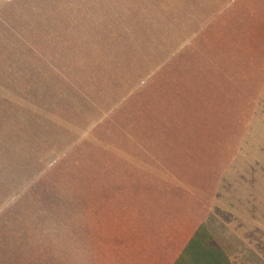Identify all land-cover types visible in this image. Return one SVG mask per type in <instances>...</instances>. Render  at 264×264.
Listing matches in <instances>:
<instances>
[{
  "label": "rangeland",
  "instance_id": "obj_1",
  "mask_svg": "<svg viewBox=\"0 0 264 264\" xmlns=\"http://www.w3.org/2000/svg\"><path fill=\"white\" fill-rule=\"evenodd\" d=\"M219 4L0 0V264L131 263L148 204L143 184L150 182L137 178L139 165L126 163L127 154L139 156L136 150L117 149L116 141L130 137L127 125L138 122L131 94L152 73L139 68L149 58L148 30L158 36L156 46L166 24L173 30L206 26ZM206 59L210 64L212 54ZM189 72L170 74L187 81ZM159 74L162 84L154 87L164 88L166 74ZM195 76L185 91L201 88ZM233 101V114L206 118L219 130L211 133L206 125L197 138L211 136L220 147L201 145L202 153L218 152L198 158L197 171L209 177L218 157L236 152L216 202L223 212H214L211 221L237 255L235 264H264V97L247 110L245 97ZM141 108L147 115L139 126L155 114L146 101ZM154 118L181 123L177 116ZM120 150L127 153L122 157Z\"/></svg>",
  "mask_w": 264,
  "mask_h": 264
},
{
  "label": "crops",
  "instance_id": "obj_2",
  "mask_svg": "<svg viewBox=\"0 0 264 264\" xmlns=\"http://www.w3.org/2000/svg\"><path fill=\"white\" fill-rule=\"evenodd\" d=\"M219 1L217 7L220 8L215 12L218 16L211 23L205 18L206 26L201 27L199 22L194 27L190 23L188 27L180 25L175 32L166 24L156 46L153 40L158 36L148 30L149 58L139 68L149 69L142 71L144 73H152L140 81V90L131 94L137 121L147 115L141 108L146 101L150 115L155 111L154 116L159 113L165 119L170 117V121L177 116L181 123H157L154 116L140 126L133 121L126 128L130 137L116 141L117 149L136 150L139 156L127 154L125 159L131 161L126 163L139 165L142 175L137 178L150 182L143 184L148 186L144 189L148 204L143 205L140 244L136 245L133 240L129 264H235L237 255L222 240L211 219L216 211L223 212L216 202L221 199L225 170L236 152L231 158L229 152L218 157L212 163L211 175L202 178L197 171L201 169L198 158L203 156L201 160H209L218 151L202 153L199 148L205 142L213 145L217 141L211 136L208 140L197 137L206 130L211 133L219 130L206 118L222 115V112L233 114V100L245 97L243 105L247 110L254 101L264 97V0ZM201 17L198 15L197 19L200 21ZM188 20L194 19L189 17ZM209 54H212L210 64L206 63L207 59L202 60L203 55L208 57ZM206 64L209 66L204 67ZM153 68L166 74L164 88L154 87L159 81ZM176 68L190 69L189 80L182 74L173 75ZM203 73L205 75H201ZM160 74L159 79L163 76ZM194 76L201 88L197 92L185 91V83H195ZM204 76L206 79L202 80ZM159 127L165 132L163 136L159 134ZM219 147L220 144H215L214 148ZM125 153L121 151V156ZM153 189H157L154 195ZM196 191H205V195L201 194L204 199L201 195L197 198Z\"/></svg>",
  "mask_w": 264,
  "mask_h": 264
}]
</instances>
